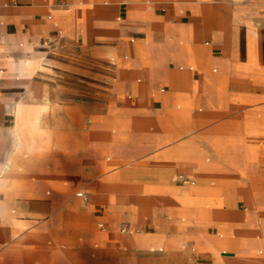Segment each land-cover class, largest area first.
<instances>
[{
	"label": "crops",
	"instance_id": "1",
	"mask_svg": "<svg viewBox=\"0 0 264 264\" xmlns=\"http://www.w3.org/2000/svg\"><path fill=\"white\" fill-rule=\"evenodd\" d=\"M263 13L0 0V264H264L254 213L203 206L264 138Z\"/></svg>",
	"mask_w": 264,
	"mask_h": 264
},
{
	"label": "rangeland",
	"instance_id": "2",
	"mask_svg": "<svg viewBox=\"0 0 264 264\" xmlns=\"http://www.w3.org/2000/svg\"><path fill=\"white\" fill-rule=\"evenodd\" d=\"M264 14V13H263ZM245 35L244 29L240 31V36ZM12 94L13 93H3ZM264 135V134H263ZM247 155L245 157L246 163L249 166L254 165V169L247 168L244 175H241L236 181H231L230 183L238 186L233 188L235 191L232 197H230V204L224 199L219 200V195H215L214 203H205V207H213L216 211L222 210H236L235 205H238V210L241 212H251L255 216L253 219L245 220L247 224L250 225L254 232L259 238L264 239V138L253 139L246 143ZM245 194V195H244ZM246 202H245V201ZM238 201L237 204H233ZM234 206V207H233ZM218 236L225 237V232L223 230L212 231ZM262 235V236H261ZM228 255L230 253H227ZM219 255V254H218ZM252 257L262 260L264 263V245L256 248L252 252Z\"/></svg>",
	"mask_w": 264,
	"mask_h": 264
},
{
	"label": "bare ground",
	"instance_id": "3",
	"mask_svg": "<svg viewBox=\"0 0 264 264\" xmlns=\"http://www.w3.org/2000/svg\"><path fill=\"white\" fill-rule=\"evenodd\" d=\"M12 111H13V110H12ZM13 113H14V111H13ZM23 127H24V125H22V124H18V125H17V132L20 133V132L22 131V128H23ZM18 133H17V134H18ZM38 142H39V141H38ZM40 142H41V141H40ZM37 145H38V144H37Z\"/></svg>",
	"mask_w": 264,
	"mask_h": 264
}]
</instances>
